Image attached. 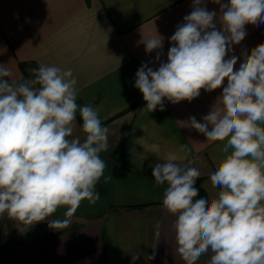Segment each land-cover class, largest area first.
<instances>
[{"label": "clouds", "instance_id": "obj_1", "mask_svg": "<svg viewBox=\"0 0 264 264\" xmlns=\"http://www.w3.org/2000/svg\"><path fill=\"white\" fill-rule=\"evenodd\" d=\"M193 0L192 11L170 37L167 62L161 61L164 38L157 32L142 36L146 53L156 52L158 68L144 63L136 72L135 87L146 102L143 110L164 111L165 99L191 102L201 90L222 87L217 103L202 122L190 116L188 126L208 142H225L224 158L210 174L219 189L215 198H197L201 173L181 166L175 154L156 163L151 175L166 185L162 206L175 217L176 252L184 264H196L212 253L209 264H264V43L251 53L229 55L247 35L245 26L264 24V0ZM228 56V59L225 57ZM33 78L20 82L0 64V216L33 225L48 222L50 229L70 225L82 201L96 204L97 184L105 177L101 153L109 147V129L97 109L77 103V80L71 69L40 65ZM227 80L226 86L224 81ZM77 113L83 141L74 136ZM210 127V130H209ZM188 150L187 144L180 151ZM143 170V162L132 171ZM60 207L64 219L49 220ZM140 254L132 255V264ZM155 259V252L146 255Z\"/></svg>", "mask_w": 264, "mask_h": 264}, {"label": "crops", "instance_id": "obj_2", "mask_svg": "<svg viewBox=\"0 0 264 264\" xmlns=\"http://www.w3.org/2000/svg\"><path fill=\"white\" fill-rule=\"evenodd\" d=\"M203 2L217 12L220 29V5ZM192 5L193 0H0V64L11 70L14 81L22 77L20 61L72 70L77 103L97 109L109 129V147L100 155L105 177H112L108 183L101 178L96 186L101 198L94 205L82 201L69 226L53 230L47 221L33 224L26 240L0 264H132L136 253L140 258L135 264H184L176 252L175 217L162 206L166 185H157L146 168L164 162L169 154L177 155L181 166L193 160L189 166L200 170L209 200L216 197L219 189L211 185L210 174L224 158L225 142H208L185 122L190 116L202 122L223 89H202L191 102L172 104L165 99L164 111L149 113L134 85L142 64L159 66L156 52H145L142 36L157 32L164 38L160 59L167 62L170 37ZM245 29V39L229 54L239 57L236 70L243 52L250 54L264 43V24ZM73 135L85 138L77 118ZM182 144L188 145L187 151H180ZM120 146L125 147L123 161L114 156ZM141 161L143 170L133 172ZM115 163L125 165L129 173L115 176ZM65 211L58 208L49 220L64 219ZM7 226V215L0 216V231ZM153 252L155 259L146 260ZM211 255L209 251L196 264H209Z\"/></svg>", "mask_w": 264, "mask_h": 264}, {"label": "rangeland", "instance_id": "obj_3", "mask_svg": "<svg viewBox=\"0 0 264 264\" xmlns=\"http://www.w3.org/2000/svg\"><path fill=\"white\" fill-rule=\"evenodd\" d=\"M20 62H19V67L22 71V77L21 79L17 80V82L33 78L34 74L32 72V69L36 68V66L34 64L33 66L28 65L25 71H23L20 66ZM6 79H10V78H6ZM77 119H78L79 124L82 126L80 122V119L82 118L79 116L78 113H77ZM116 157L118 158L119 156L117 155ZM7 225L8 226L6 230L4 229L3 231H0V256L8 248H12V247L15 248L16 245H19L15 242L16 239H19L25 234H27V237H28L31 230H33V225H25L23 223L10 219L8 216H7ZM19 228H21V230Z\"/></svg>", "mask_w": 264, "mask_h": 264}, {"label": "trees", "instance_id": "obj_4", "mask_svg": "<svg viewBox=\"0 0 264 264\" xmlns=\"http://www.w3.org/2000/svg\"><path fill=\"white\" fill-rule=\"evenodd\" d=\"M33 64L36 66V68H38V67L40 66L38 63H36V62H34V61H32V60H27V61H21V62H20V66H21V68H22L23 71H25V69H26V67H27L28 65H32V66H33ZM80 122H81V124H82V119H80ZM117 155L119 156V159H120L121 161L124 160V158H125V147H124V146H120V147L116 150L114 156L116 157ZM152 168H153V167H147V168H146V171H147V173L149 174V176H150L151 178L154 179V177H152V175H151ZM113 171H114V175H115V176L122 177V176H126V175L129 173V168H127V167H126L125 165H123V164H117V163H115L114 166H113ZM201 182H202V178H198L197 183H196V185H195V186L199 189V195H198L197 198H206V199H209L208 193H207V191L203 188ZM26 238H27V234H25L24 236L20 237L19 239H16L15 242H16L17 244H21V243L24 242V240H25ZM13 248H14V247H12V248H8L7 250H5V251L1 254V256H0V260H1L6 254H8L9 252H11V251L13 250Z\"/></svg>", "mask_w": 264, "mask_h": 264}, {"label": "water", "instance_id": "obj_5", "mask_svg": "<svg viewBox=\"0 0 264 264\" xmlns=\"http://www.w3.org/2000/svg\"><path fill=\"white\" fill-rule=\"evenodd\" d=\"M130 206H136V205H130Z\"/></svg>", "mask_w": 264, "mask_h": 264}]
</instances>
